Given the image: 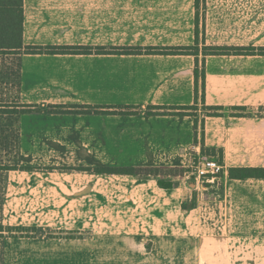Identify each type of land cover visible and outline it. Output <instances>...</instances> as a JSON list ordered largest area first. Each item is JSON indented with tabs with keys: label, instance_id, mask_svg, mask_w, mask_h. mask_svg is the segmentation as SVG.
<instances>
[{
	"label": "crops",
	"instance_id": "crops-1",
	"mask_svg": "<svg viewBox=\"0 0 264 264\" xmlns=\"http://www.w3.org/2000/svg\"><path fill=\"white\" fill-rule=\"evenodd\" d=\"M233 1L202 0L199 10L195 0H23L24 45L94 50L197 43L199 62L204 61V90L202 99L200 80L195 92V56L190 54H16L18 104L38 109L50 105L132 106L135 111L37 113L61 118L65 121L61 125L73 127L67 141L81 143V136L92 132V141L112 140L120 145L108 159L98 155V149L94 155L75 151L72 164L52 162L48 166L53 168L43 171L7 170L12 175H7L3 187L0 221L10 232L33 231L2 237L0 264H90L91 235L120 238L134 248L132 254L140 248L139 241L200 237L208 225L202 224V216L210 202L214 221L209 236L228 241L224 250L241 242L242 249L262 251L264 178L230 179L228 169L264 167V68L257 65L264 55L202 58L204 45L264 47L261 38H243L248 22L221 21L220 15L245 13L246 8ZM107 63L113 66L110 71ZM105 70L118 73L112 90H106ZM191 105L197 106L195 115L146 114L156 111L149 106ZM203 105L220 106L221 115H206ZM24 116L32 115L21 114L18 125ZM191 146L198 155H205V148L222 150L223 183L218 192L214 191L219 188L217 182L203 187L215 193L207 201L194 198L195 187L184 180L162 188L154 177L60 169L102 164L146 167L156 165L158 159L175 167L187 161ZM211 156L219 158L218 154L207 155ZM212 247L213 251L222 249Z\"/></svg>",
	"mask_w": 264,
	"mask_h": 264
},
{
	"label": "rangeland",
	"instance_id": "rangeland-1",
	"mask_svg": "<svg viewBox=\"0 0 264 264\" xmlns=\"http://www.w3.org/2000/svg\"><path fill=\"white\" fill-rule=\"evenodd\" d=\"M201 2L202 0H200L199 10L202 9ZM231 3L246 8L244 10L245 13L218 15L221 21H238L237 19L246 21L248 22V27L245 30L243 29V38L247 36V39L250 41L261 38L262 40L260 41L264 42V0H235ZM199 16L202 15L199 14ZM257 65L264 68V61L257 62ZM112 67L111 63L106 64V68L109 71ZM17 73L18 56L11 52H0V103L7 104L15 100L17 95ZM105 73L106 90L107 88L112 90L113 84L116 85L115 75L118 76V73H109L106 70ZM6 108L8 107L6 106ZM31 109V112H28V114L32 116L22 117L19 126L16 115L9 113V115L3 114L0 116V126L2 125V129H5L3 133L0 132V140L3 138V140H5L6 137L7 139L5 141L8 142V146L6 147L0 144V165L4 163L5 165L13 166L18 163V165L21 166L30 165L36 167L34 170L38 171L50 170L47 168L52 162L72 164V156L75 151L77 155L85 153L86 155H94V150L98 149L97 154L102 155L104 159H108L117 151L120 145V143L112 140L105 142L92 141L90 140L92 132L89 133V136L82 135L81 143L77 141H67V136L74 129L73 127L71 129L69 128L70 125H61V122H65L62 121L61 118L55 119L48 115L37 114L40 112L48 114L50 110L47 106L41 107L40 109ZM116 111L134 113L135 110L125 108L124 110L117 109ZM109 121L111 120L109 119ZM17 128H19L18 144L16 140ZM59 146L63 147V149L58 148ZM77 147H79V149ZM84 149L91 150L92 154L86 152ZM186 152H190L192 155L189 153L186 158L187 161H185V163L179 162V166L171 167L163 164V162L158 159L156 165L146 167L152 173H159L161 179H165V174H169V171L170 174L179 173V176L173 177L174 182L176 183L178 180H184L188 186L191 185V187H195L193 194L194 198L199 197L202 202L212 199L215 194L214 191L218 192V189H220L223 183L221 173L218 174L216 179V182L219 183V188H217V190L208 191L207 189H203V187H206V183L203 182V179L195 178L191 181L192 177L189 175L194 171L197 159L207 155L202 154V152H199L198 155L194 152L192 146ZM212 158L216 159L214 156ZM181 165L188 166L181 167ZM83 167L86 166L83 165ZM143 167L144 166L136 167L139 176L145 174ZM7 175L9 176L12 174H7V170L0 169V198H3V187L6 183ZM211 192L214 194L212 195ZM190 204H192V201ZM212 204L213 203L210 202V204L207 205L209 213L205 211L206 214L202 216V224L205 223L208 225L202 230V236L200 237L155 238L145 243L139 241L138 246H140V248L138 247L132 254L129 252L134 248H131V245L125 243V241L120 238L104 236H93L92 238L91 235L89 238V262L90 264H264V248L260 252L251 251V248H247L246 246L242 249L240 246L241 242L233 241L234 245L224 250L225 246L228 245V241L225 243L223 240L224 238L220 237L219 239L214 238V236H209L208 233L212 232L209 229V225L214 221L212 208L210 209ZM32 231L33 229L27 228L26 230H22V233L17 230L11 232L16 235H30ZM11 232L10 230L3 231V233L0 234V239L11 235ZM230 244L232 243L230 242ZM58 246L63 248L66 247L64 244H58ZM212 246H214V248L216 246H222V249L218 248L213 251ZM247 250L250 251L246 253L243 252ZM146 251L147 253H145Z\"/></svg>",
	"mask_w": 264,
	"mask_h": 264
},
{
	"label": "trees",
	"instance_id": "trees-1",
	"mask_svg": "<svg viewBox=\"0 0 264 264\" xmlns=\"http://www.w3.org/2000/svg\"><path fill=\"white\" fill-rule=\"evenodd\" d=\"M200 0H195L196 9L199 8ZM23 0H0V52H11L12 54L21 53H31V54H89L93 51L98 53H115V54H190L195 56V67H194V77H195V92L197 94L198 81H201L202 99L204 90V61L199 62L198 57V45L197 43L193 46H176V47H115L111 49H106L102 47L95 48L84 46H69V45H24L22 34H23ZM198 12L196 11V30L195 35L197 39L198 31ZM264 55V47H253V46H206L202 47V58L205 55ZM18 76H19V63H18V73H17V91H18ZM16 98V97H15ZM6 106L8 108H6ZM31 108H35L29 105H22L15 102L10 103H0V116L3 114H14L18 117L21 114L31 112ZM50 113H104V114H122L126 113L124 111L117 112V109L124 110L134 108L132 106H112V105H100V106H89V105H50ZM148 109H156V111H147V115H195L196 105L191 106H149ZM202 109L205 110L206 115L210 116H220L222 109L220 106H206L203 105ZM236 109V108H235ZM238 114V113H237ZM19 126V125H18ZM0 132L3 133L5 129L0 126ZM19 128H17L16 140L19 139ZM2 130V131H1ZM4 139V138H3ZM2 139V140H3ZM7 138L5 137V140ZM0 140V144L3 147L8 146V142L5 140ZM18 144V140H17ZM207 155L218 154V162H222V150H216L214 148L202 149ZM53 167H48L47 169H52ZM0 169L11 170H34L36 167L33 166H21L16 163L13 166L5 165L4 163L0 165ZM64 170H79V171H93L96 173H107V174H127L139 176L138 169L132 166H110V165H99L94 168L91 167H60ZM145 172L144 175H140V178L154 177L158 180V185L162 188H171L175 185L173 177L179 176V173L165 174V179L159 177V173H152L143 167ZM222 172V171H221ZM220 172V173H221ZM228 177L230 179H246V178H264V167H230L228 169ZM195 177L191 178L193 181ZM208 185L207 183L205 184ZM2 205V197L0 198V212ZM182 206L186 208V204L183 203ZM192 207L195 206V201L192 202ZM11 230L10 227H4L0 221V234L3 231Z\"/></svg>",
	"mask_w": 264,
	"mask_h": 264
},
{
	"label": "built area",
	"instance_id": "built-area-1",
	"mask_svg": "<svg viewBox=\"0 0 264 264\" xmlns=\"http://www.w3.org/2000/svg\"><path fill=\"white\" fill-rule=\"evenodd\" d=\"M222 169V165L215 158L202 156L197 159L194 171L189 176L201 178L204 183L213 184Z\"/></svg>",
	"mask_w": 264,
	"mask_h": 264
},
{
	"label": "water",
	"instance_id": "water-1",
	"mask_svg": "<svg viewBox=\"0 0 264 264\" xmlns=\"http://www.w3.org/2000/svg\"><path fill=\"white\" fill-rule=\"evenodd\" d=\"M192 177V176H191Z\"/></svg>",
	"mask_w": 264,
	"mask_h": 264
}]
</instances>
